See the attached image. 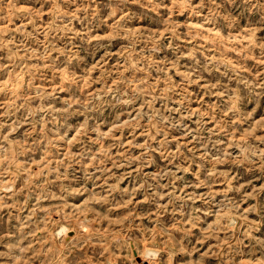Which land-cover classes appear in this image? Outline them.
<instances>
[{"label": "rangeland", "instance_id": "obj_1", "mask_svg": "<svg viewBox=\"0 0 264 264\" xmlns=\"http://www.w3.org/2000/svg\"><path fill=\"white\" fill-rule=\"evenodd\" d=\"M0 84V264H264V0H0Z\"/></svg>", "mask_w": 264, "mask_h": 264}, {"label": "bare ground", "instance_id": "obj_2", "mask_svg": "<svg viewBox=\"0 0 264 264\" xmlns=\"http://www.w3.org/2000/svg\"><path fill=\"white\" fill-rule=\"evenodd\" d=\"M56 13V12H55ZM190 19V18H189ZM196 23V22H195ZM206 27V26H205ZM208 27V26H207ZM211 30V29H210ZM193 37V36H192ZM203 40V39H202ZM206 40V39H205ZM67 75V74H66ZM18 77V76H17ZM59 77V76H58ZM70 77V76H69ZM1 85V84H0ZM60 85V84H59ZM12 92V91H11ZM17 92V91H16ZM10 93V92H9ZM19 154V153H18ZM2 158V157H1ZM4 167V166H3ZM20 167V166H19ZM4 170V169H3ZM12 172V171H11ZM12 174V173H11ZM11 176V175H10ZM12 176H13V174H12ZM9 177V176H8ZM12 178V177H11ZM25 178V177H24ZM12 180V179H11ZM8 182H10V181H8ZM11 184V183H10ZM4 185V184H3ZM2 185V189H3V186ZM6 185V184H5ZM7 187V186H6ZM9 187H11V186H9ZM8 188V187H7ZM1 189V188H0ZM4 190V189H3ZM35 193V192H34ZM72 203V202H71ZM16 207V206H15ZM48 211V210H47ZM46 211V212H47ZM59 211H60V209H59ZM59 213H61V212H59ZM46 216H47V214H45ZM86 215V214H85ZM56 218H57V216H56ZM60 218H61V216H60ZM64 219V218H63ZM85 219V218H84ZM61 220H62V218H61ZM77 220H79V219H77ZM63 221V220H62ZM67 221V220H66ZM68 221H71V220H68ZM75 222H76V220H74ZM81 221H83V220H81ZM88 221V220H87ZM75 222H73V223H75ZM80 222V221H79ZM83 223H84V221H83ZM89 223V222H88ZM87 223V224H88ZM61 224V223H60ZM91 224V223H90ZM81 225V224H80ZM84 226V225H83ZM87 226V225H86ZM85 226V227H86ZM89 226V225H88ZM90 227V226H89ZM63 228V227H62ZM59 229V230H61L62 231V233H63V235H65V236H68L69 238H72L74 235H75V231H73V230H71L70 228L69 229H66L65 227L63 228V229ZM87 228V227H86ZM74 229V228H73ZM78 229V228H77ZM80 229H83V228H80ZM91 230H93V229H91ZM112 230V229H111ZM96 231V230H95ZM57 233V232H56ZM77 234V233H76ZM62 235V234H61ZM60 237V236H59ZM126 239V238H125ZM96 242V241H95ZM129 242V241H128ZM129 247L132 245L130 242H129ZM61 246V245H60ZM145 248V247H144ZM143 248V249H144ZM147 248V247H146ZM132 251V250H131ZM144 251V250H143ZM99 252V251H98ZM155 252V251H154ZM141 253V252H140ZM144 253V252H143ZM146 253V252H145ZM144 253V255L145 256H149L148 254H145ZM98 254V253H97ZM150 254H152L151 253V251H150ZM155 254H156V252H155ZM155 254H152V255H155ZM81 255V254H80ZM88 255V254H87ZM93 255V254H92ZM144 255H143V257H144ZM151 255V256H152ZM135 256V255H134ZM134 256H133V259H134ZM140 257H141V255H140ZM140 257H138V258H140ZM73 259V258H72ZM140 259H142V258H140ZM149 259V258H148ZM150 260V259H149ZM152 260V259H151ZM112 261V260H111ZM136 262V261H135ZM139 262V261H138ZM140 262H141V260H140ZM138 264V263H137ZM147 264V263H146Z\"/></svg>", "mask_w": 264, "mask_h": 264}]
</instances>
